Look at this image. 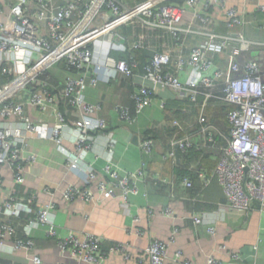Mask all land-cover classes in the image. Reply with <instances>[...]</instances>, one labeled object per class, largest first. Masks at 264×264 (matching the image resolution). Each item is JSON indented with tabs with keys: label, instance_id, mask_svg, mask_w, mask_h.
Instances as JSON below:
<instances>
[{
	"label": "built area",
	"instance_id": "1",
	"mask_svg": "<svg viewBox=\"0 0 264 264\" xmlns=\"http://www.w3.org/2000/svg\"><path fill=\"white\" fill-rule=\"evenodd\" d=\"M174 1H181L175 4ZM203 6L204 12L199 8ZM222 9L231 28L244 26L250 19L228 0H143L130 5L126 0H65L57 5L54 0H15L11 15L0 22V254L12 255L24 251L26 258L35 264L42 260L36 253V243L31 229L46 227V233L58 239L64 251L71 250L74 258L90 264H102L108 255L102 249L101 239L87 234L84 239L74 232L59 238L51 215L55 204L36 207L34 194H22L17 188H5L2 168L8 167L16 185L25 182L26 165L37 162L36 155L28 149L29 136L52 139L58 149L67 155L72 169H83L88 179L85 189L69 185L68 200L94 199L92 186L99 173L83 162L82 152L93 150L100 138H105L108 157L113 153L115 140L109 132L107 121L92 114L101 111V104L88 102L84 93L101 80H131V100L138 114L149 106L158 87L185 95L199 110L198 136L212 140L218 134L205 111L212 104L229 107L227 119L230 133L225 138L223 155L214 170L222 186L226 206L239 211H250L258 203L264 211V63L261 58L243 59L245 52L257 47L264 49V41H254L240 33H221L212 29L213 19L209 10ZM261 27L264 29V3L257 6ZM125 27L136 30V39L127 44L120 34ZM145 31H162L152 37L169 35L172 43L164 48L151 45ZM200 34L199 42L189 47L190 35ZM151 50L150 61L144 72L138 69L140 60L132 55L120 60L114 51L129 52ZM148 53V52H146ZM65 61V83L58 90L50 70ZM101 74L102 77L99 75ZM140 82H136V79ZM222 94H216L217 87ZM65 99L80 112L81 118H68L58 109V100ZM166 101H162L165 107ZM29 107L40 110L53 118L52 125L45 121L35 122L28 113ZM115 111L126 124L135 121L132 107L117 102ZM171 126L185 134L172 141L183 153L199 149L190 127L179 119ZM74 148L73 150L67 146ZM156 140L145 136L141 147L151 157ZM71 152H79L74 156ZM168 157L175 158L174 151ZM147 161L137 171H121L108 164L104 178L97 180V188L104 197L122 196L127 207L131 195H138L141 184L148 180ZM206 185L209 178L205 171H197ZM160 181V180H159ZM158 181V182H159ZM193 187L191 178L181 182ZM225 207V206H224ZM224 209V208H223ZM226 209V208H225ZM172 215L171 209L166 210ZM26 218L27 235L20 236L15 220ZM196 226L203 223L193 218ZM138 222L139 218L134 217ZM215 233L214 226L209 227ZM138 235L143 234L137 229ZM178 229H174L170 243L175 242ZM169 243L152 239L146 248L151 264H165L169 260ZM119 251L130 256L124 244H115L110 252ZM236 257V255H233ZM194 264L183 259L181 250L169 264ZM211 264H222L211 259ZM0 264H5L0 262ZM12 264V263H9Z\"/></svg>",
	"mask_w": 264,
	"mask_h": 264
},
{
	"label": "crops",
	"instance_id": "2",
	"mask_svg": "<svg viewBox=\"0 0 264 264\" xmlns=\"http://www.w3.org/2000/svg\"><path fill=\"white\" fill-rule=\"evenodd\" d=\"M14 1L0 0V22H6L10 18L11 4ZM64 1L54 0L57 5L63 4ZM141 1L143 0H126L130 5ZM261 3H264V0H228L231 7L239 8L250 19L246 25L235 28L228 25L222 9L215 6L209 10L213 19L211 28L221 33H240L254 41H264V29L257 12V6ZM199 9L205 11L203 6ZM145 32L151 45L164 48L172 43L169 35L152 37L162 34V31ZM135 33L136 30L132 27H125L120 32L129 45L136 39ZM201 37L200 34L188 36V46L192 47ZM146 52L150 61L151 50ZM263 52L264 49L257 47L248 51L251 58H260ZM50 71L55 77L54 82L57 83L58 90L62 89L65 71L59 68V65ZM135 81L140 82L138 78ZM133 83L131 80H101L97 86L90 87L84 93L86 101L101 104V111L92 116L106 119L108 130L115 140L110 157L104 137L93 145L94 151L88 150L81 154L84 164L94 167L99 173L91 187L93 200L67 199V187L77 185L85 189L88 177L83 169H72L68 164L67 155L47 137L27 138L28 149L36 155L37 162L26 165L23 185H16L8 167L2 168L5 188H17L22 190V194L26 193L25 195L34 194L36 207H46L54 203L55 209L51 219L59 238H65L71 232L77 233L81 239L87 234L98 236L103 251L108 254L102 264H151L146 248L150 241L156 238L169 243V260L165 264L170 263L178 250L182 251L183 259H189L194 264H211V259H217L222 264H264V211L258 203H254L250 211L228 208L225 205L224 190L214 174L223 155L225 138L230 133L226 111L213 103L206 109L205 114L216 126L218 134L212 140L203 139L198 136L201 130L198 124L199 110L193 103L182 93L158 87L149 106L138 114L135 109L132 110L135 121L128 125L119 118L115 104L120 102L133 108ZM216 91L222 92V87H217L214 92L217 93ZM163 100L166 103L171 100V107H167V104L162 106ZM58 109L68 118H81L80 112L65 99L58 100ZM28 113L35 122L45 121L51 125L53 123V118L33 107H29ZM174 119H179L190 127L200 147L192 150L189 155L180 151L178 157L170 158V152L176 153V146L172 145V141L185 134L178 128L176 132V128L171 126ZM146 135L156 140L151 157L145 155L141 147V141ZM135 137L137 143L134 142ZM67 146L74 149L69 143ZM71 153L74 156L79 154ZM146 161L148 180L141 184L138 195L129 197L127 207L123 205L122 196L104 197L98 190L96 182L99 178H104L106 165L112 164L121 171H137ZM199 170L207 173L208 185L200 178L197 172ZM186 177L192 179V188H187L181 183ZM168 209H171L172 215H167ZM136 216L139 218L138 222L134 221ZM194 217L202 218L203 223L196 226ZM25 223L21 218L15 220L20 236L27 235ZM211 226L215 228L213 234L208 232ZM137 229H142L143 234L138 235ZM174 229H178V233L175 242L170 243ZM30 233L35 240V251L42 260L41 264H90L74 258L70 249L64 251L58 239L46 233V227L34 226ZM115 244H124L130 256L127 258L125 253L119 251L110 252ZM0 262L35 264L26 258L24 251H17L12 255L0 254ZM176 264L183 262L180 260Z\"/></svg>",
	"mask_w": 264,
	"mask_h": 264
},
{
	"label": "trees",
	"instance_id": "3",
	"mask_svg": "<svg viewBox=\"0 0 264 264\" xmlns=\"http://www.w3.org/2000/svg\"><path fill=\"white\" fill-rule=\"evenodd\" d=\"M174 3L175 4H181V1H174ZM113 55V57L115 58V59H117V60H120V59H123V58H129L130 56H132V55H135V56H137L138 58H139V60H140V66H139V71L140 72H144V66L146 65V64H148V61H149V58L147 57L148 55H147V53H145V52H143V51H139V50H132V51H129V52H119V51H114L113 53H112ZM150 57V56H149ZM249 58H251L250 57V54L247 52H245L244 54H243V59H249ZM263 58H264V56H263ZM263 63H264V59H263ZM65 66H66V63H65V61H63V62H61L60 64H59V68H61V69H63V68H65ZM49 74H51V77H52V79H53V81H54V79H55V77H53V75H52V73H51V71H50V73ZM217 93L216 94H222L221 92H219V91H216ZM170 101L171 100H169L166 104H167V107H171L170 106ZM212 103H214V100H212L211 101ZM219 106V109H221V110H225L226 111V113H227V111H228V108L229 107H227V106H224V105H218ZM132 110L134 111V106H133V108H132ZM173 131H175V129L173 130ZM176 132H177V128H176ZM149 133V132H148ZM151 135V134H150ZM150 135H146V136H150ZM154 136V135H153ZM192 150H197V149H191L189 152H187L186 154L187 155H189V153L192 151ZM194 172V171H193ZM194 174H196L195 172H194ZM22 191V190H21ZM26 194V193H25ZM22 221H26V218L23 216L22 218Z\"/></svg>",
	"mask_w": 264,
	"mask_h": 264
},
{
	"label": "water",
	"instance_id": "4",
	"mask_svg": "<svg viewBox=\"0 0 264 264\" xmlns=\"http://www.w3.org/2000/svg\"><path fill=\"white\" fill-rule=\"evenodd\" d=\"M122 42H124V40H122ZM134 142L137 143V138L135 137L134 138ZM180 155V150H179V147L178 145L176 146V156L178 157Z\"/></svg>",
	"mask_w": 264,
	"mask_h": 264
}]
</instances>
